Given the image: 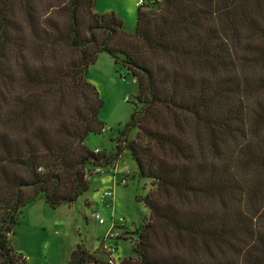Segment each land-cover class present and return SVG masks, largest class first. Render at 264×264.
Returning <instances> with one entry per match:
<instances>
[{"label": "trees", "instance_id": "16d2710c", "mask_svg": "<svg viewBox=\"0 0 264 264\" xmlns=\"http://www.w3.org/2000/svg\"><path fill=\"white\" fill-rule=\"evenodd\" d=\"M147 1L131 33L95 0H0V264H25L24 207L73 205L123 151L151 189L119 264H264V0ZM101 53L138 86L114 155L86 146ZM68 264L107 262L77 244Z\"/></svg>", "mask_w": 264, "mask_h": 264}, {"label": "rangeland", "instance_id": "374dc122", "mask_svg": "<svg viewBox=\"0 0 264 264\" xmlns=\"http://www.w3.org/2000/svg\"><path fill=\"white\" fill-rule=\"evenodd\" d=\"M139 1L95 0L94 11L99 15H115L122 21L126 31L132 33L136 26ZM152 2L148 0L147 7H153ZM86 78L96 88L102 101L99 119L105 129L104 133L90 135L86 146L92 151L98 149L103 154L114 155L116 138L130 121L138 86L132 75L121 65L114 64L106 53L98 55L96 62L89 67ZM135 135L136 130H132L128 139L133 140ZM117 164V180L121 179L124 169L128 170L129 179L126 186L115 187L114 202L118 206L115 211L99 208L107 207V202L100 203L104 185L100 179L105 174L87 178L89 190L71 206L53 210L42 199H37L22 209L8 239L10 247L21 254L25 264H68L77 244H81L96 259L105 262L101 245L112 219H123L129 227L134 221V229L144 222L149 210L136 199L145 197L151 189L150 183L138 177L136 164L126 151L121 153ZM91 202L94 207H90ZM92 212L99 213L105 224L96 223L92 219ZM130 233H124L119 240L110 242L117 247L116 264L132 256L135 238Z\"/></svg>", "mask_w": 264, "mask_h": 264}, {"label": "built area", "instance_id": "2783aa9c", "mask_svg": "<svg viewBox=\"0 0 264 264\" xmlns=\"http://www.w3.org/2000/svg\"><path fill=\"white\" fill-rule=\"evenodd\" d=\"M144 2L143 0H140L137 3L138 7L143 6ZM105 132V129L102 130V133ZM95 154H98L99 151L95 150L94 151ZM117 164H112L110 167L108 168H103L100 166L94 167L88 174L89 177H93V176H100L102 174H106L107 171L111 174H113V177H117L118 176V171L117 170ZM129 179V174H128V170L124 169L123 174H121V179L117 182H115V187L116 186H126L127 182ZM114 198H115V193H114V188L109 189V190H105L100 194V200L102 203H108L107 204V208H111L112 210H114ZM92 219L98 223L99 225H104L105 221L103 220V218L101 217V215L97 212H92ZM125 222L123 219H120L118 221L112 219V222L106 232V234L104 235L103 238V242H102V250L105 254V258H106V262L107 264H116L117 260H116V254H117V247L112 245L110 242L113 240H119L123 235L124 232H122V228L124 227Z\"/></svg>", "mask_w": 264, "mask_h": 264}, {"label": "crops", "instance_id": "0c3cea01", "mask_svg": "<svg viewBox=\"0 0 264 264\" xmlns=\"http://www.w3.org/2000/svg\"><path fill=\"white\" fill-rule=\"evenodd\" d=\"M94 150H98V149H94ZM120 158V157H119ZM116 164H117V162H115ZM115 163H113V164H115ZM118 165V164H117ZM107 173H109L108 171H107ZM105 174V175H103L104 177H102V179H100V181H103V183H104V185L102 186L103 187V190L102 191H105V190H109V189H112V188H114V193H115V182H117V177L115 178V177H113V174H111V176L109 175V174ZM101 176V175H100ZM117 187V186H116ZM88 203H90V202H88ZM100 203H102L101 201H100ZM32 204V203H31ZM108 204V203H107ZM115 204H116V202H114V209L115 208H118V206H115ZM95 205H94V203L93 202H91V204H90V207H94ZM105 206V205H104ZM99 208L101 209V210H104L105 211V209H107V207H104L103 208V206L101 207V206H99ZM98 208V209H99ZM117 210V209H116ZM115 211V210H114ZM125 222V221H124ZM131 227H129L128 226V224L127 223H125V225H124V227L122 228V230L124 231V233H130V232H132L133 230H134V227H135V223H134V221H132L131 222ZM106 234V233H105Z\"/></svg>", "mask_w": 264, "mask_h": 264}]
</instances>
